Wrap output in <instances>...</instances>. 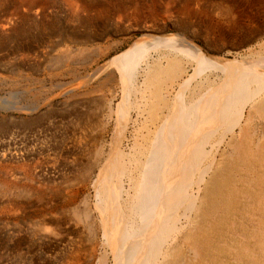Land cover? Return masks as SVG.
<instances>
[{"label": "bare ground", "instance_id": "bare-ground-1", "mask_svg": "<svg viewBox=\"0 0 264 264\" xmlns=\"http://www.w3.org/2000/svg\"><path fill=\"white\" fill-rule=\"evenodd\" d=\"M162 1L0 0V48L9 39L34 35L32 29H49L60 40L82 43L92 40L90 30L97 24L109 25L111 20L124 25L127 33H144L129 49L101 63L89 76L78 78L77 67L106 58L113 45L93 51L63 47L56 51V57L46 59L47 68L68 70L75 77L64 91L65 106L70 107L66 116L69 122L81 123L86 140L84 136L85 143L72 140L65 157L71 156L68 165L75 166L77 181L92 184V201L85 197L82 209H74L73 218L86 230L88 240L102 249L99 264H108L109 258L111 264H207L204 247L212 227L228 215L226 172L241 175L248 190L264 186V10L253 12L254 7L264 5L254 0H225L224 12L219 4L217 8L225 14L224 34V27L208 20L211 15L204 4L209 0ZM62 20L74 24L72 33L61 29L65 28ZM167 21L177 33L160 36ZM150 30L160 37L145 35ZM198 30L215 45L225 40V58L209 56L208 42L203 47L194 43ZM216 47L212 46V52L219 53ZM16 50L15 45L13 52ZM15 81H10L11 96L1 108L9 110L5 107L17 105L18 110L34 116L39 111L35 104L43 103L47 112L29 121L28 127L51 118L50 92H20ZM33 81L32 86H42L37 79ZM75 89L81 92L76 94ZM86 146L94 152L85 151ZM14 149L7 146L0 155V164L8 167L7 176L14 170L11 166L33 155L22 148ZM81 150V154L86 152V163H77L72 157L74 151L76 155ZM19 167L32 171L27 165ZM11 181H2L0 191L7 194L14 185ZM243 198L249 202L251 196L244 194ZM73 202L71 197L66 204ZM11 204L0 205V213L19 215ZM44 219L25 239L37 246L63 247L62 235L52 238ZM55 226L59 233L60 224L55 222ZM2 239L6 253L7 243L14 244L9 252L15 253L18 264L21 259L24 264L32 263L24 254H17L16 235L6 234ZM46 253L39 254L38 259L45 264ZM93 257L94 252L90 259ZM54 260L79 264L64 248ZM0 264L16 263L0 254Z\"/></svg>", "mask_w": 264, "mask_h": 264}, {"label": "rangeland", "instance_id": "rangeland-1", "mask_svg": "<svg viewBox=\"0 0 264 264\" xmlns=\"http://www.w3.org/2000/svg\"><path fill=\"white\" fill-rule=\"evenodd\" d=\"M209 1L210 2L204 4L206 6L208 4L207 8L205 6V10L208 12V15H211L209 16L208 20L210 21L215 20L216 22L215 21L214 22L216 25L220 24L219 26L224 27L223 33L225 34V26H224L225 0H209ZM254 1L258 5L260 3L264 5L263 0H254ZM212 4L215 7L212 6ZM219 4L220 6H218ZM192 6L195 9L197 8L196 6L194 7V5ZM217 6L224 9V12L221 10V8H217ZM202 7L203 6L198 8L201 9ZM258 9H260V11L261 9L264 10L263 7L256 6L254 7L253 12L255 13ZM55 10L57 12H62V13L64 12L61 9L60 10L55 9ZM220 11L222 12V14ZM202 19L205 20V18L203 17ZM218 20L219 22L217 23ZM112 22L113 20L108 22L109 25L106 24L105 26H102L101 24H97L98 27L96 29L90 30L91 32L93 31L92 34H94L92 36V40L85 39L82 43L80 42L78 44L75 42L67 41L68 40L67 38L60 40L58 38V34L56 33L52 34L54 31H50L49 29L44 30L45 32L39 31L40 33H42L41 35L38 34L39 33L38 31L32 29L33 32L31 34L34 35L28 38L22 37L18 39H9L5 44H3V46H1L2 48H0V133H1L0 155L7 150V146L9 150H12V147L14 149L15 146L16 147L15 149L17 151L18 150L21 151L22 148L30 153H33V155H31L30 158H27L24 163H20L17 166L16 165L11 166L14 170H12L13 171L11 172L12 174L9 173L10 174L9 176L5 174V170L8 169V167H3L7 165L5 163L0 164V183L2 181L3 182L7 181L8 183H10L12 177H13L12 181H14V182L11 181L12 183H14V185L10 186L11 188L9 187L10 193L9 191L7 192V194L6 192L4 193L0 191V194L1 193L3 194L0 195V205L12 203L11 206L13 207L14 210L13 212H15L16 210L17 213L19 214V215H14L15 217L14 216L9 217L5 211L0 213V217H1L0 218V239H1L0 254L1 257L2 255L3 257L5 256V258L12 263L18 264L17 263L18 259L14 257L15 253L9 252V248L10 250L14 249V246H12L14 244L9 242L7 243L6 246L8 248V249L6 248L8 250L7 253L6 250L3 248V246L1 245L3 240L2 237L5 238L6 234H11V233L16 235L15 241L19 240V242H16L19 244L18 245L19 251H17V254L18 253L24 254L25 257H27L25 258L27 259V261L31 259L32 261L31 264H45V262H42L41 259L40 260L38 259H39V254L46 252H47L46 257L47 256L48 257L46 258L45 255L44 257L46 258L47 264H54V263L58 264L54 262L56 261L54 259L56 258V254L58 253V250L62 248H64V250L67 251L68 255H70V253L75 255V257L79 261V264H99L98 256L100 255L101 257L102 255L101 253H103V251H101L102 249L99 248L96 242H91V240H88V238L86 237L87 236L86 230H84L81 224L76 223V221L73 218L74 209L77 210L82 209L83 199L85 197L88 196L90 198V201H92L91 200L93 196V189H91L92 184L90 182H87L88 183L87 185L86 182L84 183L83 181L82 182L77 181V179L75 178V171H74L76 169V168L74 169L75 166L71 168L68 165V162L71 161L70 159L71 156L70 158L65 157V154L67 153L66 147H68V145H71L69 143H71L72 140L81 139V143H85V141L82 139L84 135L81 133L84 132L83 131L84 129H82L81 123L80 122L77 123L75 121L69 122L70 120L67 119L66 116L67 110L70 107L65 106L64 101L67 98V95L64 94V91L68 90L70 86H72L71 84L73 83L75 77H73L72 73L71 72L69 73L68 70L64 72L63 70L58 69L57 67H52L53 70H55L53 72L51 67L47 68L46 59L52 56L56 57L57 55L56 51L63 49V47L64 48L68 46L71 48L77 47L83 50L86 49L87 51H93L97 48L105 49L106 47H110L113 45L114 48H111L106 58L98 60L96 64H92L91 66L77 67L78 78L84 77V75H88V76L91 75L96 67H100L111 57L121 53L124 50H127V48L129 49V47L137 40V38L141 37V35L144 36V33L132 31V30H130L131 33L130 32L127 33L124 25L118 26L116 24H113L114 22L113 23ZM220 22L223 23L221 24ZM71 24L72 23L69 24V21L67 20L64 21L62 20L61 26H64L65 28H61V29L63 31L65 30L68 31L69 33H72V31H74L72 29L74 24L72 25ZM165 28L166 31L163 33H159L160 36L161 35L163 36V34L168 35V34L177 33V31H175V28H173V24L169 21L166 22ZM78 29L80 31L83 30L82 28H78ZM187 32L188 34L191 33L189 29ZM35 33H37L38 36ZM147 33L148 35L149 33H151V35L157 34V36L160 37L158 33L154 32L155 33L154 34L153 32H151V30L149 32H145V35ZM46 34H48V36H46ZM203 34L205 33L203 32ZM203 34L201 31L198 30V34L193 39L194 43L200 47H203L205 43L208 42L207 43L209 44L208 48L209 49L211 48L210 49L211 51H208L209 56H213V57L223 56L225 58V47H224L225 40L221 41V43L223 44L219 43L220 41H217L218 44L216 43L215 45L213 43H210V40L208 41L207 39H205L206 36ZM15 45L17 50L13 52ZM212 46L215 47L217 46L216 48L219 50V53L212 52L213 50ZM55 60L57 59L55 58ZM49 68L52 70L51 72ZM61 72H63V74ZM13 78L15 79L18 78V79H16L15 81V79ZM36 79L38 82L42 83V86L40 85L34 87L31 85L34 82L33 80ZM27 80L28 82H25ZM10 81L16 82L18 88L20 89V90L18 89L20 92H31V91L47 89L46 91L50 92L48 100L50 102L51 112L53 113V115L52 113L50 115L51 118L46 120L45 118H42L40 123H38L39 124L38 126L35 125L28 127L29 121L31 122L33 118H37L38 116L47 112V109L45 108V106H43V103H39V105L35 104V106L39 107L38 110L40 112L38 111L36 113L37 115L34 114V116L33 114H25L23 111L18 110L17 105L6 106L5 108L9 107L10 108L9 110H5L4 108H1V105L4 102L8 101L9 100L8 98L11 96V89L9 87ZM68 83L70 86L68 85ZM58 84L61 85L60 88L56 86ZM73 92L78 94V92L80 93L81 91L75 89L73 90ZM84 138L86 140L85 136ZM86 150L87 151L90 150L94 152V150H92L91 147L89 148L88 146H86L85 151ZM82 151L83 150L76 152V155L74 151L73 155L75 156L72 155L73 158H76L77 163H86V156L84 155L86 154V152L84 151V153L81 154ZM22 164L27 165V167L30 170L32 169V171L29 172V170L20 169L19 166ZM15 176L18 177L16 178ZM93 177L95 176H92L91 178ZM251 191L253 194L251 193ZM244 194H250L251 199L249 202H245V199L243 198ZM71 197L74 198L73 204H66L67 200ZM255 200L256 202L258 201V203H260V206L256 207V202L254 203ZM225 212H227L228 215H226L225 218L218 219L212 227V232L209 236L210 240L208 241V243H206L204 247L205 262H207V264H264V251H263L264 250V186L257 187L256 190L255 189L248 190L245 187V182L241 175L226 172ZM42 218H45L44 221H46L45 223H47L46 226L48 225L47 228L51 229L52 238L56 237L58 234L59 236L62 235L60 236L61 237L60 244L63 245V247L57 246L56 248L54 246L51 247V245L37 246L36 244L34 245L33 243L25 239L24 236L26 234L28 235L29 232L31 233V231L33 232L34 226L37 225L38 224L37 222L42 220ZM55 222L57 224H60L61 230L59 233H57L54 230V228L56 227ZM93 252H94V257L90 259V256ZM4 253L9 254L10 256L7 255L6 257ZM53 255L55 258L53 257ZM22 261L23 259H21V262H19V264H24ZM58 261L60 263V260ZM108 264H111L110 258L108 259Z\"/></svg>", "mask_w": 264, "mask_h": 264}]
</instances>
